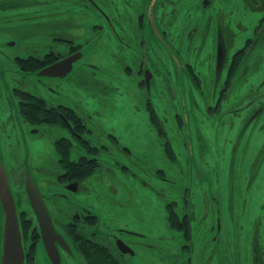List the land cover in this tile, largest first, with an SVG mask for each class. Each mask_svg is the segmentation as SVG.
<instances>
[{
    "label": "rangeland",
    "instance_id": "374dc122",
    "mask_svg": "<svg viewBox=\"0 0 264 264\" xmlns=\"http://www.w3.org/2000/svg\"><path fill=\"white\" fill-rule=\"evenodd\" d=\"M17 1L0 0V149L3 161L12 173L10 183L16 190L19 209L33 212L22 189L25 180L23 169L29 168L44 192L52 194L53 190L62 189V184L54 176L58 173L56 170L64 171L58 160L56 140L60 136L71 139L73 159L89 153L80 147L79 138L74 137L69 127L39 124L32 128L19 112V99L13 87L17 84L25 86V78L12 57L31 51L30 45H26L30 41V28L27 27L36 19H22V13L9 6ZM92 1L95 7L76 0L74 15L64 14L58 18L61 23L70 21L75 25L74 28H62L64 33L77 41H89L83 59L75 63L74 69L64 79L45 78V84L56 87L57 92L48 87L45 89L37 82L33 86L40 95L50 97L54 103L69 104L86 115L88 126L92 127V137L88 131L85 135L93 144L99 145V151H94V155L101 167L106 169L110 166L106 171L113 170L111 175L92 174L82 182L81 191L74 197L95 210L100 216L102 229L116 232L120 237L123 235L134 245L138 264H188L185 263L186 255L180 252L183 236L171 228L167 210L171 201H177L179 206L188 195L205 223L204 233L195 243L190 264H225L231 261L229 251L224 255L222 250L210 259L214 240L207 241V238H211L208 237L211 235L209 226L219 207L223 234H227L221 247L232 249L236 241L231 224L235 213L249 225L252 218L257 217L255 207L261 203L264 194V180L258 182L259 174L254 171L262 152L260 148L256 149L255 144L263 142L264 138V34L254 43L240 80L234 82L224 101V110L239 106L245 107L243 113L247 115L259 112L241 139L240 134L236 135L238 124L232 127L230 112L223 113L217 124L207 120V106L210 102L215 103L218 97L214 91L219 93L222 88L225 69L221 79L215 81L213 62L206 60L205 63L204 60L213 59L215 45L213 41L204 45L200 40L204 32L212 39L216 31H223L226 39L230 36L238 40L231 48V54L248 37L256 36L263 11L250 8L243 0H211L206 8L200 0H176L177 18L173 20V28L168 23L167 27L172 31V34L169 31L171 38L177 32L176 37L184 41L197 28V39L190 47L195 52V60L190 61L199 72L200 79L195 84L182 56L167 39L162 40L165 52L151 38L149 27L143 30L130 28L138 25L137 10L141 3L144 6L145 0ZM67 8L72 9L68 5ZM108 13L111 27L91 28L95 23L106 24L102 14L108 18ZM52 19L51 22L37 19L44 21L47 27L44 28L46 40L54 33L55 14ZM144 56L146 62L153 66L149 64L153 70L149 94L141 84L142 74L138 69ZM149 95L162 120L164 134H160L150 121L146 108ZM251 101L254 102L248 106ZM183 114L184 124L180 125L178 117ZM110 132L116 135V141L108 137ZM167 139L177 153L175 159L165 151ZM123 145L129 151L122 149ZM99 163L91 162L90 167H99ZM260 164L264 170V158ZM232 165L235 167L233 170ZM249 184L252 186L250 189ZM232 186H241V189L233 194ZM241 195L245 204L250 202V209L245 213L239 211L240 206L234 208ZM208 198L213 202L217 200L218 204L214 203V214L212 206L205 217ZM58 206L70 210L61 198L54 207L57 209ZM32 217L36 221L35 216ZM226 226L229 233H226ZM122 228H125L123 234ZM132 231L138 236L132 235ZM245 249L249 259V246ZM124 258L128 262V256ZM42 263L47 262L42 259ZM66 264H82V261L68 258Z\"/></svg>",
    "mask_w": 264,
    "mask_h": 264
},
{
    "label": "flooded vegetation",
    "instance_id": "af4514ba",
    "mask_svg": "<svg viewBox=\"0 0 264 264\" xmlns=\"http://www.w3.org/2000/svg\"><path fill=\"white\" fill-rule=\"evenodd\" d=\"M80 1V0H79ZM247 6H250V8L254 10H262L264 14V0H243ZM81 2L85 3L86 5L90 7H95L94 2L92 0H81ZM153 3V7H155V18L152 17L151 12L149 11L150 5ZM202 3V6L206 8L211 2V0H200ZM28 4H32V6H28ZM176 0H145L144 6L141 3L140 8L137 10V21L138 25H133L130 28H139L140 29H146L149 27L150 30V36L152 39L155 40V42L160 45L165 50V46L162 42V40L167 39L170 44L177 49V51L182 56L184 66L186 67L187 71H190L192 75L193 82L195 84H198L199 79V72L194 68L192 62L190 60H195L194 51L190 50V47L193 43H195L197 39L196 29H193L189 35H187L186 40H182L177 38L178 35L177 32L175 34L174 38H171L169 35V31L172 34V31L169 30L167 27V23L169 25H172V28L174 27V21L175 18H177V15H175L176 10ZM68 6H71L72 9H68ZM15 9V12H21L22 19L29 20V18L33 17L36 20L29 23V26L27 28H30L29 35H30V41L26 45H30L31 51L26 54H17L13 58L14 63L18 66V68L22 71V74L25 78V86H19L18 84L13 87V92L16 94V96L19 99V102H23L22 95L20 96V92H27V90H30L33 92V94L41 96L43 98V101L46 102V105H37L29 106V108L26 109L25 114H23L21 111H19L24 118V122L29 125V127L38 126L39 124H49L53 126L61 125L56 123L53 124V121L48 119V116H44V112L47 108H51L52 112H57L58 114H61L63 116L64 122L62 126L69 127L70 130H72L74 137L75 135L79 138H77L81 142L82 148L85 149L86 152L89 154H80L77 158H74L77 160L79 164L78 170H72L68 175L65 176L64 180H61V172L59 170H56L58 173L54 176H56V180L58 183L62 184V189H55L53 190L52 194H48L47 192H44V190L39 185V182L36 180L44 199L47 203V206L51 212L52 219L54 222V225L56 229L62 233L66 243L68 246L60 245L59 241H55L56 244L59 247L60 252V263L59 264H66L68 258H77L79 261H82V264H88L86 259L84 258V255L81 253L79 249V242L82 243V241H85L86 237L88 236V231L97 233L94 236L99 235L100 237H103L105 240H108L111 245V247L114 249V251L120 255L122 258L123 264H138V255L136 258V248L132 243L127 241L123 235L120 237L116 232L109 233L107 230L102 229L101 227V221L100 216L95 212V210L90 207L89 205L83 203L79 199L74 197V194L77 193L79 190L81 191V187L83 185V181H85L88 177H84L83 174L86 172V169L90 167V162H88V159L92 157L91 153L86 148V144H93L90 138H87L85 133L88 131V135L92 137V127L88 126V121L86 119V115L78 112V110L69 104H64L61 102L54 103L50 97L46 95H40L37 90L33 88L34 84H40L46 87L52 89L53 91L57 92V88L53 87L51 85L45 84V78H55V79H64L73 69L75 66V63L80 60L84 52L89 44V41L86 40L84 42L77 41L75 38H72L70 34L64 33L65 30L62 28H74L75 25L72 22H65L61 23L59 22V17L67 14L69 16H73L76 10V0H18L17 3L11 2L9 5ZM15 6V7H14ZM152 6V5H151ZM98 9V8H97ZM112 12H114V9L110 8ZM55 14L56 20L55 24L52 25L53 34H51L50 38L48 40L45 39V31L44 28H47L44 25V21L37 20L38 18H41L42 20L52 21V16ZM121 15V12L119 13ZM102 16L106 20L105 23H95L91 26V28H108L112 26L111 23V17L108 13V18L105 14H102ZM130 22V20H129ZM261 24H258L256 27V36L255 37H248L245 40V43L243 45H240L236 50H233L230 54L231 48H233V45L236 43L235 38H231L230 36L226 39L223 31H216V35L214 38H209L207 36V33L204 32L202 34L201 44H211V41H213V44L215 45V50L213 52V59L209 60L207 58H204L205 63L206 60L212 64H214V70L211 71L213 73V78L215 76V81L221 79V74L225 69V73L223 76V86L218 91H214L215 95H218L215 103L210 102L207 106V115H208V122L210 123H218L220 121V117L225 112L231 113L232 122L234 124H238V133L240 139L243 138L248 128H250L251 120H253L257 115L258 111L252 112L253 116L247 115L243 113V109L245 107H239V106H231L230 109L224 110V101L226 100V97L228 96V91L232 87L235 81L240 80V73L243 70L246 61L249 58V55L251 53V50L254 48V43L260 40L261 36L264 34V15L260 20ZM123 28H126L123 26ZM52 33V32H51ZM257 38V39H256ZM256 39V40H255ZM11 44H16V42H12ZM231 44V45H230ZM179 48H181L183 51L180 52ZM166 52V50H165ZM218 52H220V56L218 55ZM239 52L240 55L236 56ZM168 54V53H167ZM202 56V55H201ZM219 56V61H218ZM73 58V65L65 75H41L39 72L46 66L51 65L57 61H63L65 59H71ZM165 60H169L168 58L164 57ZM83 59V58H82ZM199 59V58H198ZM171 62V60H170ZM149 64L151 63L149 61L146 62V56H144L143 61L141 62L139 66V72L142 74V86L147 89L146 91L149 94L150 88L147 87V81H146V70H149L151 72L149 76V82L153 79V70L149 67ZM33 66H38V69H32ZM152 66V65H151ZM153 67V66H152ZM64 70V69H63ZM243 72V71H242ZM29 81V83L27 82ZM24 95V94H23ZM151 100L150 95L148 100ZM152 102V100H151ZM196 102V99H195ZM254 101H251L248 106H251ZM153 105V104H152ZM19 108H21V105H19ZM264 110V106H263ZM157 111V109H156ZM42 113V114H40ZM158 113V112H157ZM256 113V114H255ZM149 114V111H148ZM159 116V114H158ZM223 116V115H222ZM251 117V119L248 121V118ZM160 117V116H159ZM182 117V120L179 118ZM178 122L180 125L184 124V114L181 116L179 115ZM212 118V119H211ZM161 120V119H160ZM263 135H264V125L262 126ZM160 134L165 133V130L160 132ZM34 133V130L32 131ZM108 137L114 139L116 141V135L112 132L108 134ZM71 140V139H70ZM263 142L259 143L258 141H254L253 144H255L256 149H261V154L259 155L257 167L254 169H251L255 171V174L258 175V182H262L264 180V170L262 167V164H260L264 158V138L262 140ZM86 143V144H85ZM172 144V143H171ZM188 146V142L186 143ZM72 145V141H71ZM94 147L99 149V145L96 144ZM79 147V148H80ZM190 147V146H189ZM71 148V146H70ZM77 148V149H79ZM103 149V148H102ZM122 149L129 151V148L127 146H122ZM106 151V149H104ZM190 150V149H189ZM99 151V150H98ZM102 153V152H101ZM108 153V152H107ZM191 154V150L189 152ZM59 155V154H58ZM177 158V154L175 155ZM97 157V156H96ZM73 159V158H72ZM83 160V161H82ZM80 161V162H79ZM97 163V162H96ZM110 166H107L106 169L104 167H101L99 163V167L95 170V173L101 174L104 173L106 175H111L113 170L106 171L109 169ZM235 168L232 165V170ZM9 169V168H8ZM261 170V173L259 172ZM105 171V172H104ZM10 172V170H9ZM93 173V174H95ZM12 173L10 172V177ZM25 178H26V172H25ZM201 180V178H200ZM12 182V178H11ZM235 185V184H233ZM249 184L248 186H250ZM244 186V184H243ZM75 187V189H74ZM252 186L249 187V189ZM24 191V195L26 199L29 201V197L27 195L26 189H25V180L22 187ZM232 189V193L235 194L238 193L241 189V186H232L230 190ZM14 190V189H13ZM16 190H14L15 192ZM264 192V191H263ZM263 192H259L260 194ZM15 195L16 192H15ZM255 195H257L255 193ZM63 199L68 205L70 210L65 209L64 206H58L56 209L54 206L58 204L59 200ZM244 196L241 195V200H237V204L234 205V208L237 206H240V212L245 213L248 209H250V202L248 204H245L246 202L243 201ZM17 199V196H16ZM209 199V198H208ZM262 201L260 204H257L255 207V213L257 214V217L252 218L249 225H246L244 221H242L235 213V217L233 218V222L231 223L233 226L232 231L234 232V236L236 235V241L235 246L232 249H223L221 247L222 245V239L224 236H227V234H223V223H222V214L219 207L216 209L215 217L210 223L209 230L211 231V235L208 237H211L210 239L207 238V241L214 240V245L211 247L210 250V259H213L216 257V254L223 251L224 255H227V251H229L231 255V261L226 262L225 264H264V194L261 197ZM54 201V202H53ZM173 203V210L176 214V218L174 219V222L176 225L185 224V226L180 229L178 227H174L176 225H173L169 222L171 228L175 230V232H179L183 236V243L180 247V252L186 255L185 263L190 264L192 262V256L193 252L195 250V243L198 240V237L204 233V218L199 217V214L195 211L196 205L189 200V196L185 195L184 200L182 203L177 206V201H171ZM30 203V201H29ZM214 203L218 204V201L215 200L213 202L211 199L207 200L206 203V211H205V217L209 214V209L213 206V214H214ZM222 203V201H221ZM31 205V204H30ZM222 206V205H221ZM32 208V206H31ZM21 209H19V214ZM245 210V211H243ZM258 210V211H257ZM28 211V218H31L32 221L35 216L36 221H34V228L37 229L39 237V241L36 245L37 251V264H41V260L45 259L47 263L42 264H55L52 258L47 254V251L44 246L40 226L38 224V220L36 218V215L34 213V210L32 208L33 212H30L29 209H26ZM187 218V222H186ZM96 220L98 222L96 223ZM96 223V224H95ZM33 226V223H32ZM187 227V229H185ZM227 231L226 233H229L228 226H226ZM122 231V234L125 233V228L120 229ZM133 232V231H132ZM132 235L138 236L136 233L133 232ZM118 238L123 239L134 251V253L125 252L123 251L117 244L116 240ZM239 238H242V241H239ZM248 238L249 242L248 243ZM234 239V238H233ZM24 247L27 245V241H24L23 238ZM26 243V244H25ZM84 245V242H83ZM249 246V259L247 255V249L245 247ZM245 252V254H244ZM128 256V262L125 261L124 256Z\"/></svg>",
    "mask_w": 264,
    "mask_h": 264
},
{
    "label": "water",
    "instance_id": "95a60500",
    "mask_svg": "<svg viewBox=\"0 0 264 264\" xmlns=\"http://www.w3.org/2000/svg\"><path fill=\"white\" fill-rule=\"evenodd\" d=\"M153 3L151 4L152 6L150 5L149 11L152 17L155 18V7H153ZM218 55L220 56V52H218ZM73 60L71 58L57 61L44 67L39 73L41 75L51 76L65 75L70 71ZM146 71L147 87L150 88L149 76L151 72L149 70ZM10 182L9 170L2 159L0 149V263L27 264L18 202ZM25 189L38 220L47 254L55 264H59L60 252L55 241H59L60 245L64 246H68V244L62 233L56 229L44 196L29 168H26ZM116 242L123 251L134 253L133 249L123 239L118 238Z\"/></svg>",
    "mask_w": 264,
    "mask_h": 264
},
{
    "label": "trees",
    "instance_id": "16d2710c",
    "mask_svg": "<svg viewBox=\"0 0 264 264\" xmlns=\"http://www.w3.org/2000/svg\"><path fill=\"white\" fill-rule=\"evenodd\" d=\"M240 53L241 52H239L236 56L240 55ZM38 68H39L38 66H33L32 69H38ZM19 94L20 96L22 95V98H23V102L22 101L19 102V105H21L20 111L23 114H25V111L27 108H29V106L36 107L38 104L39 105L47 104L46 102L43 101V98L41 96L33 94V92L30 90H27V92L21 91ZM152 104L153 103L151 102L150 99L146 103V108L149 111V118H150V121L153 123V126H155V128L161 132L164 128L163 123H162V120H160V117L158 116L155 106ZM51 112H52V109L47 108L46 111L44 112V116H48V119L53 121V124L61 123L62 125L64 122L63 116H61V114H58L57 112H54V113H51ZM179 118L182 120V117H179ZM70 146H71V140L67 136H60L56 140V143H55V148L59 154L58 160L60 161V164L64 166V171L61 172L62 180H64L65 176L70 173V170H78L80 168L79 167L80 163H78L76 159H72L73 157L71 156ZM94 146L95 145L93 144L91 145L86 144V148L92 154L91 155L92 157L88 159V162L91 163V162L96 161L97 163H99L98 158H96V156L94 155V151H98V149ZM165 151L168 154V156H171L172 158L176 157L175 155L177 153L175 152L169 139L165 141ZM67 167L69 168L68 171L65 170ZM91 167L86 169V172L83 174L84 177H88L92 175L93 173H95L97 166L93 168ZM26 168L23 169L24 173H25ZM168 205H169L168 206L169 222L173 225H176L174 222V219L176 218V214L174 213V210H173V203L170 202ZM20 211H21L20 212V222H21L23 238H24V241H27V245L25 246L26 263L27 264H37L36 263V260H37L36 245L39 241L40 236L38 235L37 229L34 228V222L31 220V218H28V215H29L28 211H26V209L24 210L21 209ZM97 222L98 220H96V223ZM186 222H187V218H186ZM32 223H33V226H32ZM184 226L185 224H180L174 227H178L182 229ZM185 229H187V227ZM94 234L96 235L97 233L88 231V236L86 237L85 241H82V243L79 242L80 244L79 249L81 253L84 255V258L86 259L87 263L88 264H123L122 258L114 251V249L109 244L110 242L108 240H105L103 237H100L99 235L94 236ZM83 242H84V245H83Z\"/></svg>",
    "mask_w": 264,
    "mask_h": 264
},
{
    "label": "crops",
    "instance_id": "0c3cea01",
    "mask_svg": "<svg viewBox=\"0 0 264 264\" xmlns=\"http://www.w3.org/2000/svg\"><path fill=\"white\" fill-rule=\"evenodd\" d=\"M167 210H168V213H169V209L167 208Z\"/></svg>",
    "mask_w": 264,
    "mask_h": 264
}]
</instances>
